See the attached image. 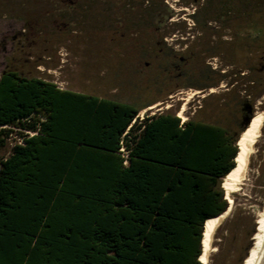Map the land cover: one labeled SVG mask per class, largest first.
<instances>
[{
	"label": "trees",
	"instance_id": "obj_1",
	"mask_svg": "<svg viewBox=\"0 0 264 264\" xmlns=\"http://www.w3.org/2000/svg\"><path fill=\"white\" fill-rule=\"evenodd\" d=\"M216 6L192 13L194 25L264 38V0ZM147 105L0 73V264H201L203 222L228 207L224 181L253 100L239 103L235 135L168 111L136 121ZM6 126L20 141L8 145Z\"/></svg>",
	"mask_w": 264,
	"mask_h": 264
},
{
	"label": "rangeland",
	"instance_id": "obj_2",
	"mask_svg": "<svg viewBox=\"0 0 264 264\" xmlns=\"http://www.w3.org/2000/svg\"><path fill=\"white\" fill-rule=\"evenodd\" d=\"M218 2L0 0V73L13 69L134 106L157 103L141 109L136 121L164 111L178 116L184 103L180 121L217 124L231 135L242 123L239 103L253 100L245 116L261 111L263 119L248 158L250 177L231 193L232 207L208 253V264H242L264 210V38L255 49L233 40L219 22L195 26L191 14L213 17ZM216 74L226 76L216 80ZM6 127L13 129L8 145L20 141L18 128Z\"/></svg>",
	"mask_w": 264,
	"mask_h": 264
},
{
	"label": "bare ground",
	"instance_id": "obj_3",
	"mask_svg": "<svg viewBox=\"0 0 264 264\" xmlns=\"http://www.w3.org/2000/svg\"><path fill=\"white\" fill-rule=\"evenodd\" d=\"M210 90H213L211 88ZM199 91L195 90L192 94ZM190 96V94H188ZM187 98H185L186 100ZM184 100V99H183ZM157 103L149 105L145 109H151L156 107ZM143 109V110H145ZM141 110L140 112H143ZM184 110V103L177 112V115L184 119L182 111ZM263 114L261 111H255L250 126L248 129L244 130L240 134V139L238 141V152L235 156V165L229 175L224 181V198L227 199L228 207L222 213L209 217L204 220L202 227V237L200 244L202 247L201 254L199 255V261L201 264H208V253L215 249L212 247L211 242L213 238L214 231L221 219L230 210L232 202L231 193L236 192L241 189V185L247 180V164L249 154L252 151V145L256 141V138L260 135L259 131L262 126ZM247 183V182H246ZM244 189V188H243ZM237 193V192H236ZM234 195V194H233ZM253 244L248 249L247 255L243 258L242 264H258L263 248H264V210L260 213V219L258 220L257 230L253 234Z\"/></svg>",
	"mask_w": 264,
	"mask_h": 264
},
{
	"label": "built area",
	"instance_id": "obj_4",
	"mask_svg": "<svg viewBox=\"0 0 264 264\" xmlns=\"http://www.w3.org/2000/svg\"><path fill=\"white\" fill-rule=\"evenodd\" d=\"M121 153L122 156L126 157L127 155V150H125L124 146L121 145L120 148L118 149ZM125 162V161H124Z\"/></svg>",
	"mask_w": 264,
	"mask_h": 264
},
{
	"label": "water",
	"instance_id": "obj_5",
	"mask_svg": "<svg viewBox=\"0 0 264 264\" xmlns=\"http://www.w3.org/2000/svg\"><path fill=\"white\" fill-rule=\"evenodd\" d=\"M248 120H249V118H248ZM248 120H247V122H248ZM236 144H237V142H236ZM258 264H264V248H263V251H262V254H261V257H260Z\"/></svg>",
	"mask_w": 264,
	"mask_h": 264
}]
</instances>
